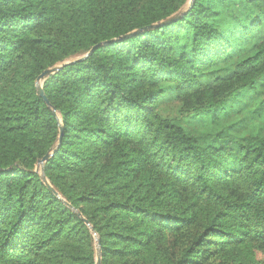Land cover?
<instances>
[{"label": "trees", "instance_id": "1", "mask_svg": "<svg viewBox=\"0 0 264 264\" xmlns=\"http://www.w3.org/2000/svg\"><path fill=\"white\" fill-rule=\"evenodd\" d=\"M190 1L0 0V264H264V131L159 106L264 113V0Z\"/></svg>", "mask_w": 264, "mask_h": 264}, {"label": "rangeland", "instance_id": "2", "mask_svg": "<svg viewBox=\"0 0 264 264\" xmlns=\"http://www.w3.org/2000/svg\"><path fill=\"white\" fill-rule=\"evenodd\" d=\"M188 6L189 4L186 5V8ZM43 82L44 81H42V84ZM258 105L259 98H252L248 95L245 96V99L242 98L239 102H234L228 114H221V111H217L216 114L211 113L200 117H189L187 115L185 116L180 114V102L176 99L167 100L159 104L161 110L168 116H184L182 119L185 126L190 131L205 138H208L213 133H217L219 130L224 129V127H231L234 125L236 126L232 127L234 128L233 133H236L240 137L246 135L247 133L256 134L261 130L264 131V113L260 112ZM256 257L259 260L263 259V255L259 251H257Z\"/></svg>", "mask_w": 264, "mask_h": 264}, {"label": "water", "instance_id": "3", "mask_svg": "<svg viewBox=\"0 0 264 264\" xmlns=\"http://www.w3.org/2000/svg\"><path fill=\"white\" fill-rule=\"evenodd\" d=\"M195 2V0H191L190 3H189V7H191L193 5V3ZM184 10L186 9H182L181 11L175 13L174 15L166 18L164 21H162L161 23L159 24H156V25H150L148 27H146L144 30H152V29H155L163 24H167V23H171V22H174L178 19H180L183 14H184ZM138 32V31H136ZM136 32H132V33H129L127 35H125L124 37L122 38H130L131 36H133V34H135ZM121 38V39H122ZM112 41H116V40H112ZM112 41H109V42H112ZM107 42H101V43H98L97 45L93 46L92 49L86 53L84 56L78 58V59H75V60H72L71 62H67V63H63L61 65H58V66H54V67H49L47 69H45L37 78V81H36V86H37V89L39 91V94L45 99L46 103L48 104V106L52 107L49 99L47 98L45 92H44V89H43V85H42V81H44L46 78H48L49 76L55 74L56 72L60 71V69L66 65V64H70V63H74L76 61H79V60H83L85 58H87L92 52H94L98 47L106 44ZM53 111H55V108L52 107ZM54 154V149H51V151H49L42 159H40L39 161V165H38V168L37 170L41 171L42 173V178L48 183V179L46 177V174H45V163L53 156ZM49 184V183H48ZM50 185V184H49ZM79 215H82L80 211H77ZM86 223L91 227V229L94 231V228L90 225L89 221L86 220ZM94 233L96 234V232L94 231ZM100 247H101V242L99 240V238L97 237V250H98V262L97 264H100Z\"/></svg>", "mask_w": 264, "mask_h": 264}]
</instances>
